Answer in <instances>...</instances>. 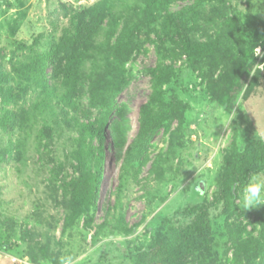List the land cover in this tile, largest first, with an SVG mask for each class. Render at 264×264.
I'll list each match as a JSON object with an SVG mask.
<instances>
[{
  "label": "rangeland",
  "instance_id": "rangeland-1",
  "mask_svg": "<svg viewBox=\"0 0 264 264\" xmlns=\"http://www.w3.org/2000/svg\"><path fill=\"white\" fill-rule=\"evenodd\" d=\"M99 1L0 0V264H133L135 254L148 249L158 234L173 240L193 222L187 208L212 201L235 136L241 151L253 140L264 142V44L258 46L260 56L255 57L254 50L241 109L236 107L229 136L219 144L216 138L226 137L227 129L218 125L216 138L211 137L201 121L206 106L217 104L207 90L206 76L186 68L183 57L176 62L181 67L178 78L165 87L190 105L182 128L174 122L170 131L161 129L150 142L134 145L141 106L152 87L148 69L159 58L154 35L152 41L140 35L141 48L126 64L128 85L111 106L95 107L90 101L87 79L102 63L100 52L85 62L75 106L63 97L66 86L52 79L51 67L45 79L37 72L29 80L19 75L17 69L25 64L39 65L49 55H63L68 39L65 28L77 12ZM133 1L111 0L112 11L128 19ZM228 1L242 24L248 16L264 21V0ZM215 4L216 0L204 4V27ZM104 39L102 35L98 41ZM1 75L8 76V81ZM67 112L71 118L107 122L106 137L111 143L92 231L85 229L83 217L63 230V196L51 183L55 164L63 163V175L69 177L77 163L73 154L78 132L66 125ZM116 123L129 130L119 145L116 139L110 140ZM46 126L55 130L48 148L40 143V131ZM86 164L92 166L94 161ZM240 211L236 205L228 218L220 206L211 209V247L194 254L188 264H239L234 262L239 245L247 239L262 240L264 205ZM46 244L49 259L39 249ZM254 264H264V253Z\"/></svg>",
  "mask_w": 264,
  "mask_h": 264
},
{
  "label": "trees",
  "instance_id": "trees-1",
  "mask_svg": "<svg viewBox=\"0 0 264 264\" xmlns=\"http://www.w3.org/2000/svg\"><path fill=\"white\" fill-rule=\"evenodd\" d=\"M110 1L102 0L77 12L65 28L68 39L64 54L49 55L39 65L25 64L17 69L19 75L29 80L30 74L37 72L45 79V72L51 67L52 79L66 86L63 97L75 106L76 86L85 62L100 52L102 63L87 79L90 101L95 107L111 106L128 85L126 64L134 51L141 48L140 35L150 41V36L154 35L159 58L156 65L148 69L152 87L147 102L141 106L135 146L150 142L161 129L170 131L174 122L182 128L190 105L168 93L165 87L178 78L181 67L178 68L176 62L183 57L186 68L206 76L207 90L216 103L231 109L234 97L243 90L246 77L253 69L254 50L264 44L263 20L248 16L245 25L242 24L232 13L228 0H216L217 4L211 6L212 17L205 20L206 27L201 25L202 9L212 0H193L191 4L179 7L176 3L185 0H135L131 5L132 16L124 19L112 11ZM102 35L105 39L99 42ZM1 78L8 81V76L1 75ZM60 110L65 112L62 107ZM64 115L68 128L71 126L78 132L77 149L73 154L77 163L73 166L74 174L69 177L63 175L66 169L63 163L55 164L51 170V183L63 196L62 204L66 209L63 230L83 217L85 229L92 231L111 143L106 137L107 122L90 117L84 120L77 116L71 118L69 112ZM59 123L55 121L57 128H60ZM125 128V124L116 123L110 140L116 139L117 145L122 143L123 135L129 132ZM54 133L50 126L41 129L43 147L50 146ZM131 150L129 148L128 152ZM93 161L92 166L86 164ZM152 170L156 172L155 168ZM261 170H264V142L253 140L241 151L235 136L212 201L205 200L187 208V214L194 216L193 222L173 240L158 234L148 249L135 254L133 264H188L194 254L208 250L212 244L211 209L220 206L222 214L232 217L236 206L235 189L249 174ZM261 235V241H243L234 253V262L254 264L264 253V231ZM39 249L44 259L50 258L47 244Z\"/></svg>",
  "mask_w": 264,
  "mask_h": 264
},
{
  "label": "clouds",
  "instance_id": "clouds-1",
  "mask_svg": "<svg viewBox=\"0 0 264 264\" xmlns=\"http://www.w3.org/2000/svg\"><path fill=\"white\" fill-rule=\"evenodd\" d=\"M229 15L232 14L229 13ZM260 55L261 49L257 47L255 50V57ZM243 97L244 90H241L234 97L231 104V109H229L228 105L220 103L208 105L204 109V112L201 115V121L203 122L204 130L209 136L215 137L214 133L218 125H223L224 128L227 129L228 134L226 137L220 139H217L215 137L218 144L227 140L229 136V129H232L230 127V124L236 116L235 109L237 106L241 109L240 106L243 102ZM234 195L236 196L235 205H237L241 210L240 214L264 205V170L252 172L251 174H249L246 181L237 186L234 191Z\"/></svg>",
  "mask_w": 264,
  "mask_h": 264
},
{
  "label": "built area",
  "instance_id": "built-area-1",
  "mask_svg": "<svg viewBox=\"0 0 264 264\" xmlns=\"http://www.w3.org/2000/svg\"><path fill=\"white\" fill-rule=\"evenodd\" d=\"M260 48V47H259Z\"/></svg>",
  "mask_w": 264,
  "mask_h": 264
}]
</instances>
